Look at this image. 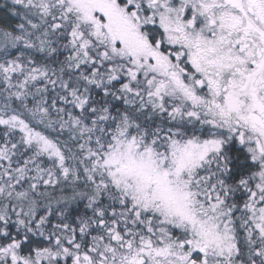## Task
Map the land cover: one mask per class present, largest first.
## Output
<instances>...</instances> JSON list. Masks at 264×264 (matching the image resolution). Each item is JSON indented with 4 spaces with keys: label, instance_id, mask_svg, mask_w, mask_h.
Listing matches in <instances>:
<instances>
[{
    "label": "snow or ice",
    "instance_id": "snow-or-ice-1",
    "mask_svg": "<svg viewBox=\"0 0 264 264\" xmlns=\"http://www.w3.org/2000/svg\"><path fill=\"white\" fill-rule=\"evenodd\" d=\"M0 264H264V0H0Z\"/></svg>",
    "mask_w": 264,
    "mask_h": 264
}]
</instances>
